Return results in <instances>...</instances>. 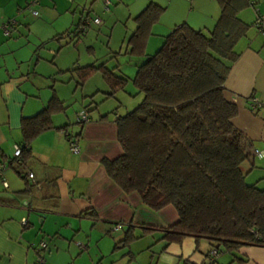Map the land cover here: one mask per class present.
<instances>
[{"label":"trees","instance_id":"trees-1","mask_svg":"<svg viewBox=\"0 0 264 264\" xmlns=\"http://www.w3.org/2000/svg\"><path fill=\"white\" fill-rule=\"evenodd\" d=\"M217 2L221 14L212 30L197 31L185 23L175 28L162 38L158 51L137 68L133 79L118 76L105 64L61 74H70L77 88L101 74L109 88L105 101L116 99L132 83L136 96H142L140 104L126 114H121L118 107L104 116L115 117L123 149L121 157L102 161L108 177L125 194H139L144 206L153 212L168 206L177 211L178 222L160 230L165 247L191 238L196 243H210V252L216 249L221 257L225 254L235 259L244 246L264 248V189L258 182L247 183L256 167L254 142L234 125L239 109L227 99L225 89L241 55L237 46L255 24L243 22L240 14L255 3ZM165 12L162 6L151 3L134 18L136 30L127 42V54L139 58L145 55L153 29ZM83 23L78 26H83L79 34L91 27ZM52 90L46 108L22 118L21 164L15 166L13 158L4 165L23 167L39 136L51 130L67 132L68 126L54 125V118L65 113L67 107ZM66 137L69 143L81 140L80 134L66 133ZM246 164L250 167L247 173ZM19 176L25 179L20 172ZM29 192L30 187L22 194ZM138 240L130 226L114 250L129 249Z\"/></svg>","mask_w":264,"mask_h":264},{"label":"crops","instance_id":"crops-1","mask_svg":"<svg viewBox=\"0 0 264 264\" xmlns=\"http://www.w3.org/2000/svg\"><path fill=\"white\" fill-rule=\"evenodd\" d=\"M20 1L24 2L0 0V34L3 37L4 24L16 17L19 19L24 10ZM250 1L255 3V7L250 8L255 16L250 23L253 25L257 18L256 9L264 14V0ZM168 3L172 4L171 1ZM180 26L165 28L171 33ZM164 36H160L161 41ZM4 50V46L0 47L1 61ZM237 51L241 55L227 79L226 97L239 109L234 125L254 142L255 150L264 152V111L252 112L248 105L251 98L264 104V32L253 26L238 44ZM2 64L0 264H36V247L42 241L48 243L43 253L45 264H153L154 253L147 260L143 258L146 254L143 251L144 236H159L147 249L152 252V246H161L156 264L163 263L162 260L165 264L207 262L206 257L212 249L207 241L196 243L187 238L182 243L166 247L161 241L163 234L160 230L170 228L179 220L172 206L153 212L144 206L139 194H125L108 177L102 161L115 160L123 155L112 115L108 119H104L106 115L96 118L89 115V122L77 126L78 131L76 128L72 133L66 132L71 136L80 134L79 154L71 152L64 131L51 130L31 145L32 155L26 165L3 169L4 164L14 158V147L23 141L22 118L32 117L47 107L51 100L48 92L56 89L57 81L40 75L18 77L4 65L2 68ZM55 91L59 98L58 90ZM56 118L55 127L64 126L57 123ZM260 160L264 161V158ZM19 172L25 179L19 176ZM29 174L34 176L33 179L28 178ZM28 187L30 192L22 194ZM117 224L124 226L122 231H113ZM130 226L139 240L129 249L115 251L116 243L122 240L124 231ZM143 228L156 231H144ZM240 260H244L241 264H264V248L244 246L235 259L224 254L219 261L220 264H240Z\"/></svg>","mask_w":264,"mask_h":264},{"label":"rangeland","instance_id":"rangeland-1","mask_svg":"<svg viewBox=\"0 0 264 264\" xmlns=\"http://www.w3.org/2000/svg\"><path fill=\"white\" fill-rule=\"evenodd\" d=\"M26 1L29 4L34 0L20 1L24 10L19 19L16 17L18 20L15 18L18 22L16 30L10 37L0 34V47L5 48L0 65L3 63L2 68L4 65L18 77L40 75L55 79V90H58L59 99L67 107L65 113L57 116L56 122L68 126L69 133L79 126L77 118L80 113L86 112L96 118L110 114L119 107L120 113L126 114L140 104L142 96H136V89L129 83L125 93H119L114 100L105 101L109 88L101 74L95 75L83 88H77L70 74L62 75V72L105 64L118 76L133 79L137 68L161 47L160 36L169 33L165 26L185 23L194 30L207 33L215 27L221 13L217 0H37L38 3L31 10L26 9L29 7ZM105 1L110 5L108 11H105ZM151 3H160L158 5L167 12L154 27L145 55L141 58L130 56L127 54V42L136 30L134 18ZM34 11L38 17L33 15ZM254 17L251 9L240 14V18H244L242 20L248 24ZM85 19L91 23L99 19L101 24L92 23L87 32L79 34L82 26L78 25ZM48 93L52 98L53 90ZM95 107L98 109L94 110ZM255 164L247 183L258 182L259 187L264 189V161L256 158ZM249 168L248 164L244 165L246 173ZM158 239L159 236L143 238V251L146 252L143 258L147 260L154 253L156 258L153 264L158 260L161 246H152V252L147 249ZM38 259L37 255L36 264ZM162 262L165 264L164 260Z\"/></svg>","mask_w":264,"mask_h":264},{"label":"built area","instance_id":"built-area-1","mask_svg":"<svg viewBox=\"0 0 264 264\" xmlns=\"http://www.w3.org/2000/svg\"><path fill=\"white\" fill-rule=\"evenodd\" d=\"M37 3H38L37 0L32 1L29 4L30 10H31V7H33ZM108 5H109V2L105 1L104 2V6H105V10L106 11H108ZM255 12H256L257 18L255 20L254 27H255V29L257 31L264 32V14H262L259 9H256ZM33 15L35 17H38V13L35 12V11L33 12ZM92 23L95 24V25H100L101 21L99 19H95ZM92 23L88 19L87 20L85 19L83 24H85V25H87V27H89V26L92 25ZM17 26H18V22L15 19H13V20H10L9 22H7L6 24H4V26L2 27V31H3V33H4V35L6 37H9V36H11L12 29L14 27H17ZM83 30L85 31L86 29L83 28ZM248 105H249V108H250V110L252 112L258 113V112L264 111V104L261 103L256 98H251L249 100V102H248ZM77 121H78V123H82V124L83 123H87V122H89V115L86 112L80 113L78 115ZM70 150L74 154H79L80 153L81 148H80L79 139H74V140L72 139L70 141ZM22 151L23 150H22V148L20 146H15L14 147L15 165H20L21 164ZM254 154H255L256 158H258V159H263L264 158V152L263 151L255 150ZM7 167L8 166L4 165L3 169H5ZM33 177L34 176L32 174L28 175L29 179H33ZM123 227L124 226L122 224H117V225L114 226L113 231L114 232L122 231ZM47 246H48L47 242L46 241H42L36 247V252H37V255H38V258H39L37 264H45L46 263L43 253L47 249ZM220 258H221V254L216 249H213L210 252V257H209L208 264H219L218 262H219Z\"/></svg>","mask_w":264,"mask_h":264}]
</instances>
